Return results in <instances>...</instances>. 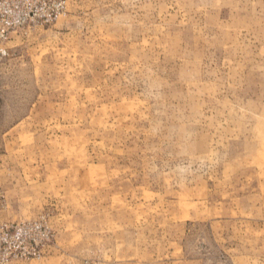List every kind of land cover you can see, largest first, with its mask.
<instances>
[{
    "label": "rangeland",
    "instance_id": "1",
    "mask_svg": "<svg viewBox=\"0 0 264 264\" xmlns=\"http://www.w3.org/2000/svg\"><path fill=\"white\" fill-rule=\"evenodd\" d=\"M0 49V264H264V0H0Z\"/></svg>",
    "mask_w": 264,
    "mask_h": 264
},
{
    "label": "built area",
    "instance_id": "2",
    "mask_svg": "<svg viewBox=\"0 0 264 264\" xmlns=\"http://www.w3.org/2000/svg\"><path fill=\"white\" fill-rule=\"evenodd\" d=\"M13 6H14L15 10H8L6 12L8 13L9 16L14 17L15 20L20 21L19 23H24L30 16H26V15L21 14L19 12L20 6H18V5H13ZM7 7H9V5ZM19 15L22 16L20 19H18ZM4 52H6V51H4L3 49H0V53H4Z\"/></svg>",
    "mask_w": 264,
    "mask_h": 264
}]
</instances>
